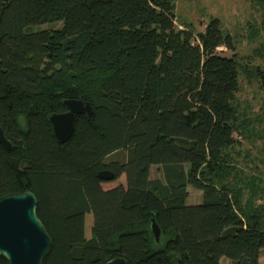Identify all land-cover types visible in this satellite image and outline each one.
<instances>
[{
    "label": "trees",
    "instance_id": "obj_1",
    "mask_svg": "<svg viewBox=\"0 0 264 264\" xmlns=\"http://www.w3.org/2000/svg\"><path fill=\"white\" fill-rule=\"evenodd\" d=\"M175 1L0 0V126L12 143L0 144V199L36 196L51 239L41 264H260L264 187L233 155L235 134L251 132L241 64L218 49L233 39L217 17L176 26ZM65 98L93 117L77 115L60 143L47 117ZM104 169L125 184L103 187Z\"/></svg>",
    "mask_w": 264,
    "mask_h": 264
},
{
    "label": "rangeland",
    "instance_id": "obj_2",
    "mask_svg": "<svg viewBox=\"0 0 264 264\" xmlns=\"http://www.w3.org/2000/svg\"><path fill=\"white\" fill-rule=\"evenodd\" d=\"M217 17L222 28L230 33L234 50L218 49L225 54L235 53L240 67L237 103L239 109L249 119L251 132L244 137L235 134L238 143L233 155L244 172L258 175L264 187V3L255 0H176L175 25L189 27L194 32L202 31L210 18ZM59 24H44L50 27ZM246 67L247 69H242ZM258 73V74H257ZM150 176H161V168L152 165ZM125 184V175L104 180L103 187ZM202 192L188 186L187 202H198ZM264 203V192L259 200ZM92 214L85 215V234L90 236ZM264 264V256H260ZM221 264H230L228 258H221Z\"/></svg>",
    "mask_w": 264,
    "mask_h": 264
},
{
    "label": "water",
    "instance_id": "obj_3",
    "mask_svg": "<svg viewBox=\"0 0 264 264\" xmlns=\"http://www.w3.org/2000/svg\"><path fill=\"white\" fill-rule=\"evenodd\" d=\"M66 110L48 115L56 139L63 143L75 130L76 116L86 114L93 117V110L88 101L77 98H65ZM0 144L9 149L11 141L0 126ZM104 180L113 178V172L104 169L98 172ZM37 198L30 190L12 194L0 199V254L9 264H41L42 257L51 246V239L41 220L36 214ZM150 229L156 242L160 239V227L155 218L150 220ZM105 264H127L123 257H114Z\"/></svg>",
    "mask_w": 264,
    "mask_h": 264
}]
</instances>
